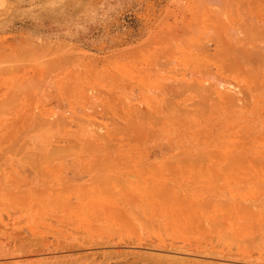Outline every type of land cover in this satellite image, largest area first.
I'll return each instance as SVG.
<instances>
[{
    "label": "rangeland",
    "instance_id": "obj_1",
    "mask_svg": "<svg viewBox=\"0 0 264 264\" xmlns=\"http://www.w3.org/2000/svg\"><path fill=\"white\" fill-rule=\"evenodd\" d=\"M60 1L0 17V264H264V0Z\"/></svg>",
    "mask_w": 264,
    "mask_h": 264
},
{
    "label": "crops",
    "instance_id": "obj_2",
    "mask_svg": "<svg viewBox=\"0 0 264 264\" xmlns=\"http://www.w3.org/2000/svg\"><path fill=\"white\" fill-rule=\"evenodd\" d=\"M71 1L67 0L69 4ZM7 2L9 7L7 14L0 17L7 18L6 28L11 34L36 36L45 40L85 35L74 22L76 11L71 6L65 8L63 5L58 6L62 2L60 0H7Z\"/></svg>",
    "mask_w": 264,
    "mask_h": 264
}]
</instances>
